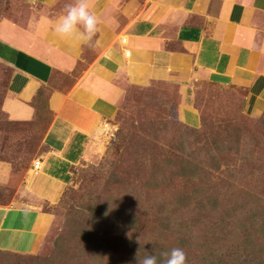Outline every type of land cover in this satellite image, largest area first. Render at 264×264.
I'll return each instance as SVG.
<instances>
[{
  "label": "rangeland",
  "instance_id": "1",
  "mask_svg": "<svg viewBox=\"0 0 264 264\" xmlns=\"http://www.w3.org/2000/svg\"><path fill=\"white\" fill-rule=\"evenodd\" d=\"M6 1L19 0H0V8ZM6 72L0 63V204L42 151L49 120L46 111L10 116ZM194 96L202 117L195 128L169 92L122 85L99 155L75 164L58 200L45 204L52 222L38 251L0 249V264H30L26 257L50 254L54 241L69 254L65 264H136L134 243L160 241L185 249L187 264H264V103L253 111L245 89L209 81ZM91 204L104 206L109 222L83 243L76 220ZM124 219L141 224L132 232L116 221Z\"/></svg>",
  "mask_w": 264,
  "mask_h": 264
},
{
  "label": "crops",
  "instance_id": "2",
  "mask_svg": "<svg viewBox=\"0 0 264 264\" xmlns=\"http://www.w3.org/2000/svg\"><path fill=\"white\" fill-rule=\"evenodd\" d=\"M67 2L6 1L0 8L8 112L15 119L49 115L35 157L40 168L26 169L0 204L1 250L38 251L52 222L45 204L58 200L75 164L99 155L98 135L122 85L169 92L194 128L202 123L199 82L245 89L253 111L264 103V0H89L99 18L90 45L55 33Z\"/></svg>",
  "mask_w": 264,
  "mask_h": 264
},
{
  "label": "clouds",
  "instance_id": "3",
  "mask_svg": "<svg viewBox=\"0 0 264 264\" xmlns=\"http://www.w3.org/2000/svg\"><path fill=\"white\" fill-rule=\"evenodd\" d=\"M99 18L92 10L89 0H68L62 14L54 23V31L61 38L75 37L83 44H91L98 31ZM145 255L136 257V264H187L183 248L174 247L168 251H145Z\"/></svg>",
  "mask_w": 264,
  "mask_h": 264
},
{
  "label": "trees",
  "instance_id": "4",
  "mask_svg": "<svg viewBox=\"0 0 264 264\" xmlns=\"http://www.w3.org/2000/svg\"><path fill=\"white\" fill-rule=\"evenodd\" d=\"M116 221H119L118 222L119 225L123 227H128L129 230L132 232L134 229H137V227L141 224L139 221L131 220V219L116 220ZM108 222H109V216L106 214V209L104 208V206L102 205L96 206V204H91L90 210L88 209V214L86 215V217L83 214L78 216V219L76 220L77 229L74 236L78 239L83 240V243H88V242L91 243V241L97 239V237L94 236V234L100 233V228L103 225L107 224ZM164 229L166 230L169 229L168 225H165ZM179 238L183 240L182 235H180ZM183 241H187V240H183ZM59 244L60 243L58 241H54L53 251L48 255L40 256L33 254L32 256L26 257V259L29 260L30 264H65L67 262V259H69V254H67V252L63 249L59 250ZM172 248L174 247L172 245L167 244L165 241L164 242L160 241V243L158 242L157 244L146 248L143 247L141 243L136 242L131 246L129 250L133 251V253L131 254V258L136 261L137 256L142 258L146 254L145 251L155 252L157 255H159L160 252L168 251ZM219 260L220 259L218 258L217 261Z\"/></svg>",
  "mask_w": 264,
  "mask_h": 264
},
{
  "label": "built area",
  "instance_id": "5",
  "mask_svg": "<svg viewBox=\"0 0 264 264\" xmlns=\"http://www.w3.org/2000/svg\"><path fill=\"white\" fill-rule=\"evenodd\" d=\"M122 41H124V38H122ZM128 52H129L128 50L125 51V53H128ZM40 165H41V161H40V159L35 158V159L32 161V165H31V167H32L33 171H37V170L40 168Z\"/></svg>",
  "mask_w": 264,
  "mask_h": 264
}]
</instances>
